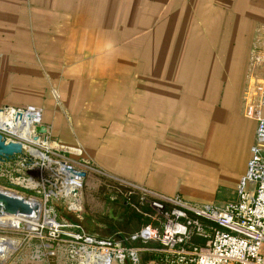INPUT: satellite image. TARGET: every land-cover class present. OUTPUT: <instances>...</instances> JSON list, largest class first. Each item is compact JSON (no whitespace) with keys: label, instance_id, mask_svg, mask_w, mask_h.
Here are the masks:
<instances>
[{"label":"crops","instance_id":"1","mask_svg":"<svg viewBox=\"0 0 264 264\" xmlns=\"http://www.w3.org/2000/svg\"><path fill=\"white\" fill-rule=\"evenodd\" d=\"M260 89L264 0H0V109H39L47 148L125 185L234 200Z\"/></svg>","mask_w":264,"mask_h":264},{"label":"built area","instance_id":"2","mask_svg":"<svg viewBox=\"0 0 264 264\" xmlns=\"http://www.w3.org/2000/svg\"><path fill=\"white\" fill-rule=\"evenodd\" d=\"M20 109L38 114L41 122L39 109L32 106ZM247 116L257 122L256 140L247 172L238 184L234 200L222 206L197 205L179 196L167 197L127 185L140 193L141 204L151 211L141 213L148 223L127 241L118 236L97 238L86 233L77 223L74 225L77 233L69 235L70 252L75 263L140 264L145 251L155 252L147 246L157 244L162 257L152 264H264V89L257 90L255 101L248 105ZM17 123L26 125L28 120L24 117ZM0 130L6 132L1 127ZM63 152L79 158V161L74 163L71 159H65L59 162L60 169L64 166L67 171L64 174L59 169L56 173L61 178L59 191L63 197H76L84 179L80 174L87 175L94 168L83 150L67 149ZM43 154L46 159L38 158L42 163L33 156L35 164L30 167L35 169H31L30 173H42L45 166L43 161L52 162L46 153ZM78 182H81L80 187ZM53 195L54 191H50L47 197ZM128 204L133 206L131 199H128ZM71 206L78 209L74 203ZM13 217H16L13 221L18 224L12 227L17 228L22 225L21 221L36 219L32 218L33 215ZM52 225L54 235L63 233L59 224L53 222ZM198 240L202 243H197Z\"/></svg>","mask_w":264,"mask_h":264},{"label":"rangeland","instance_id":"3","mask_svg":"<svg viewBox=\"0 0 264 264\" xmlns=\"http://www.w3.org/2000/svg\"><path fill=\"white\" fill-rule=\"evenodd\" d=\"M10 108H1L7 109L4 110L5 116L8 115ZM24 127L20 125L16 131L11 133L6 131L5 134L21 139V129ZM27 140L28 150L34 148L46 153L53 163L43 161L45 166L42 173H30L31 165L27 163H18L16 166L0 164V190L30 201H37L41 205L37 220L33 223L21 221L23 226L21 225L20 228L10 225L13 222L12 216L0 217V240L14 244L7 255H0V264H77L72 259L69 237L70 234L77 233L74 227L77 223L69 221L65 216L79 221L86 233H88L87 228H92L97 234L90 235L106 239L118 234L124 236L135 232L142 224L135 213H151L146 205L137 202V198L136 202H133L135 207L131 208L125 191L128 186L98 169L88 171L76 197H63L61 195L63 193L59 191L61 178L56 174L60 169L59 162L71 159L75 163L79 158L64 153V150H51L41 143L33 144L30 139ZM44 156V158L37 157V160L46 159V155ZM38 162L42 163L40 160ZM50 191H54L55 195L47 197ZM73 203L79 210L71 206ZM53 222L61 226L60 231L63 232L61 235H54ZM147 247L157 249L158 245L150 244ZM158 259L155 254L145 251L140 264H152Z\"/></svg>","mask_w":264,"mask_h":264},{"label":"water","instance_id":"4","mask_svg":"<svg viewBox=\"0 0 264 264\" xmlns=\"http://www.w3.org/2000/svg\"><path fill=\"white\" fill-rule=\"evenodd\" d=\"M15 112L12 122L7 123V128H11L24 117L29 122H33V139L41 141L43 145L48 144V127L39 123V115L33 112H27L20 108H12ZM4 112L0 109V113ZM25 142L9 139L2 130H0V164L17 165L18 163L35 164L32 152L26 150ZM82 178L86 173H81ZM41 211V205L37 201H30L25 198L9 194L0 190V217L2 216H32Z\"/></svg>","mask_w":264,"mask_h":264},{"label":"bare ground","instance_id":"5","mask_svg":"<svg viewBox=\"0 0 264 264\" xmlns=\"http://www.w3.org/2000/svg\"><path fill=\"white\" fill-rule=\"evenodd\" d=\"M7 111V110H6ZM9 113H8V117L7 116H5L4 114H5V112H1L0 113V127L2 128V129H4V130H6V131H9L10 133H11V131L12 132H14V131H16L19 127H20V125L23 127V126H25L23 129H21V134H20V136H21V139H23L24 141H28L27 139H30L31 141V143H33V144H39L40 143V141H34V139H33V130H32V128H33V122H29L28 121V123L26 124V125H24V124H20V123H15L14 125L12 124V126H11V128H7V123L8 122H12V120L14 119L13 117H14V114H15V112H14V110L12 109V108H10L9 109V111H8ZM2 115H3V117H2ZM11 117V118H10ZM23 130H26V131H24L23 132ZM13 134V133H12ZM14 135H16V134H14ZM27 138V139H24V138ZM26 144V143H25ZM25 148H26V150H28V146L27 145H25ZM28 151H30V152H32V154H33V156H35V157H41V158H44L45 156H44V154L42 153V152H40V151H38L37 149H34V148H30ZM58 163V162H57ZM61 172L62 173H67V171H66V168L63 166V167H61ZM77 180H79V179H77ZM77 185H78V187H80L81 186V182H78L77 183ZM38 215L39 214H37V215H33V217L32 218H36V219H34V220H32V221H29V223H33L34 221H36L37 220V217H38ZM2 217H4V216H2ZM13 217V216H12ZM14 218H16V217H13V220H14ZM18 218H20V217H18ZM1 219V218H0ZM50 219V218H49ZM12 220V221H13ZM16 224H18V222H16V221H13L10 225L11 226H16ZM22 224V223H21ZM23 226V225H22ZM30 226H32V225H30ZM14 244L13 243H11V242H6L5 240H0V255L1 254H7L8 253V251H10V249H12ZM2 256V255H1Z\"/></svg>","mask_w":264,"mask_h":264},{"label":"trees","instance_id":"6","mask_svg":"<svg viewBox=\"0 0 264 264\" xmlns=\"http://www.w3.org/2000/svg\"><path fill=\"white\" fill-rule=\"evenodd\" d=\"M124 188H125V187H124ZM127 188H128V187H127ZM127 188H125V191L127 192V199H128V198L131 199L133 206H134V203H133V202H136V198H137V202H138V201L141 202V199H140V196H141V195H140V193L137 192V191H134V190L131 189V188H130V189H129V188L127 189ZM25 192H26V193H30V192H28V191H25ZM141 203H142V202H141ZM129 205H130L131 208H134L131 204H129ZM135 215L138 216L139 221H140V220L142 221L141 226H140L135 232H133V233H131V234H129V235H125V234H124V236H122L121 234H118V237H119L120 239H122V240H126V241H127V239H128L132 234L138 232V231L141 229V227H142L143 225H145L146 223H148V220L145 219V218L143 217L142 214H139L138 212H136ZM65 218L68 219V220L71 221V222H76V223H78V224H81V223H79V221L74 220V219H73L72 217H70V216H65ZM81 225H82V224H81ZM86 230L88 231L89 234H93V235L97 234V232L94 231V229H92V228H87ZM116 232L120 233V231H116ZM196 242L199 243V244L202 243V241H200V240H198V241H196Z\"/></svg>","mask_w":264,"mask_h":264}]
</instances>
